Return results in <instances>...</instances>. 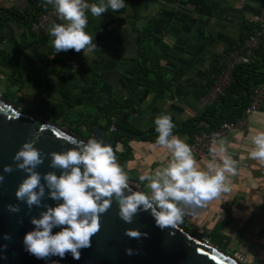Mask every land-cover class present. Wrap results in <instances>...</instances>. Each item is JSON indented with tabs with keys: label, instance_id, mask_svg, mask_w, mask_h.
<instances>
[{
	"label": "crops",
	"instance_id": "0c3cea01",
	"mask_svg": "<svg viewBox=\"0 0 264 264\" xmlns=\"http://www.w3.org/2000/svg\"><path fill=\"white\" fill-rule=\"evenodd\" d=\"M138 2L135 14L126 4L118 12L109 9L99 19L89 15L86 30L95 36L99 52L88 58L83 52L78 53L87 78L98 81L95 89L103 95H115L120 104L125 102L126 82L139 71L135 31L153 18L146 66L157 59L163 80L171 78L178 69L183 68V74L162 93L148 94L138 89L133 111H121L114 121L145 131L155 128L154 119L161 113L171 114L174 124L198 117L204 107L200 98L206 79L211 77L213 61L218 59V66L221 65V58L235 47L242 26L250 22L264 0ZM38 6L32 5V0H0V13L13 10L28 22L39 14ZM50 41L51 38L41 33H32L23 21L5 22L0 27V84L6 93H14L20 109H31L30 104L34 103V108L42 105L48 110L55 109L61 117L83 114L94 104L80 95L86 85L80 74L68 65L69 51L56 53ZM60 84L65 85L72 100L69 111L60 103ZM260 131H264V100L246 118L243 129L212 140L207 157L197 160L206 168L213 161L210 154L213 147L217 149L216 164L221 163L220 157L225 154L235 160L236 174L227 177L230 192L190 211L183 219L207 236L219 228L223 240L213 247L223 246V251L238 254L251 264H264V163L249 156L254 147L252 137ZM178 136L190 144L191 138ZM127 146L130 157L123 165L143 189L139 175L166 164L170 154L156 143L141 142L137 138L128 141ZM221 147L225 152H220Z\"/></svg>",
	"mask_w": 264,
	"mask_h": 264
},
{
	"label": "clouds",
	"instance_id": "9594fccd",
	"mask_svg": "<svg viewBox=\"0 0 264 264\" xmlns=\"http://www.w3.org/2000/svg\"><path fill=\"white\" fill-rule=\"evenodd\" d=\"M43 6L52 10L61 23L49 27L50 43L56 53L74 50L83 52L86 58L99 52L95 36L86 29L89 15L101 18L111 9L118 12L126 7L125 0H43ZM156 145L170 154L168 162L155 169L144 171L138 180L146 191H134L128 171L118 162L112 145L97 139L83 140L68 138L71 147L61 152H51L50 167L58 169L44 174L36 171L44 162V154L31 142H25L15 153L16 167L27 173L15 192L17 200L26 202L27 207H43L39 217H33L35 226L23 238L26 250L37 259L47 260L52 256L63 259L71 254L80 259L81 250L91 247L92 237L101 228L100 217L118 203L119 218L132 223L141 210L150 211L161 229L175 228L184 217L207 202L230 192L228 174H236V161L225 154L216 164L217 149H210L213 161L202 168L193 148L184 139L174 134L176 125L169 113H161L154 119ZM253 149L249 156L264 163V131L252 137ZM220 152H225L223 147ZM4 172L13 168L6 165ZM4 176L0 175V183ZM43 181V182H42ZM56 201L55 206L42 204L46 195ZM11 212H18L19 205H8ZM59 228L57 232L53 229ZM125 235L140 239L139 230L128 229ZM7 238V237H6ZM132 254L131 249H127ZM53 264H58L54 261Z\"/></svg>",
	"mask_w": 264,
	"mask_h": 264
},
{
	"label": "water",
	"instance_id": "95a60500",
	"mask_svg": "<svg viewBox=\"0 0 264 264\" xmlns=\"http://www.w3.org/2000/svg\"><path fill=\"white\" fill-rule=\"evenodd\" d=\"M113 129L106 140L99 126L91 128V136L113 146ZM76 140L66 127H58L41 122L36 127V120L30 115L17 112L13 105L0 97V264H239L221 250L209 246L204 240L193 237L179 224L177 227L161 229L155 223L150 211L141 210L134 216L132 223L119 218V207L116 201L100 217L101 228L91 239V247L81 250L80 259H73L69 253L63 259L52 256L47 260L37 259L30 254L23 243L25 234L34 229L33 217H39L43 207H27L26 202L17 200L15 192L27 173L16 167L15 153L25 142H33L44 154V162L36 171L44 174L58 169L50 167V153L65 151L74 147L68 138ZM140 136H136L138 139ZM6 165H11V173L4 172ZM43 182V181H42ZM134 190V189H133ZM46 195L42 204L55 206L57 203ZM135 191V190H134ZM8 205H19L18 212H11ZM128 229L139 230L140 239L125 235ZM53 229V232L59 231ZM7 237V238H6ZM132 250V254L126 252Z\"/></svg>",
	"mask_w": 264,
	"mask_h": 264
},
{
	"label": "trees",
	"instance_id": "16d2710c",
	"mask_svg": "<svg viewBox=\"0 0 264 264\" xmlns=\"http://www.w3.org/2000/svg\"><path fill=\"white\" fill-rule=\"evenodd\" d=\"M125 3L134 14L138 11V0H125ZM36 4L39 5L37 10L39 13L47 9H52L51 6L45 8L43 6V0H32V5ZM258 11L259 10H257L255 14H257ZM32 20L33 18L31 17L27 22V19L13 10H5L0 13V27L8 21H13L15 23L23 21L24 24L29 25ZM153 22L154 19L149 18L139 31H135L139 71L136 75L131 76L127 80L124 88L125 102L122 104L117 101L115 95H103L100 90L95 89L98 87V81H95L91 77L87 78L86 70L83 67L79 54L74 50H69L68 52L75 64V71L80 74L86 85L85 88L81 89L80 95L95 105V112L93 113L92 120L87 126L89 128L99 126L103 133L109 131V137L113 129L120 130L113 134V148L116 150L118 162L121 165L130 157V149L127 146L128 141L136 139V136H140L137 139L138 141L155 143L157 133L155 132V128H149L143 131L135 129L126 122L118 124L114 121L115 116L121 111L127 113L133 111V105L136 101L135 94L138 89L148 94L162 93L183 74V68L178 69L173 72L171 78L163 80L158 69L157 59H155L150 66H146ZM254 27L255 26L250 22L248 24L245 23L242 26V32L234 46L237 47L242 44L243 41L252 34ZM220 70L221 65L218 66V61L214 60L210 69L211 77L210 79H206L201 96H203L214 84ZM98 78L100 81L101 77ZM259 85L264 86V48L256 50L248 64L234 67L231 72L229 85L224 89L222 95L218 97L216 102L204 106L198 117L175 124L174 134L177 136L184 135L187 139H190L192 135L198 134L199 131L203 130L202 126L199 125L200 123L206 124L207 128L212 130L218 127L222 122H233L241 115L242 110L247 106L252 89ZM59 96L60 103L65 107L66 111H69L73 103L64 84H60ZM1 97L4 100V96L1 95ZM65 117L70 116L66 114L63 121ZM70 123L71 122L64 121L63 124L68 125ZM218 231L219 228H215L213 233L207 236L208 242H212L215 246L219 245L223 240Z\"/></svg>",
	"mask_w": 264,
	"mask_h": 264
},
{
	"label": "built area",
	"instance_id": "2783aa9c",
	"mask_svg": "<svg viewBox=\"0 0 264 264\" xmlns=\"http://www.w3.org/2000/svg\"><path fill=\"white\" fill-rule=\"evenodd\" d=\"M52 23H61L52 9H47L39 13L32 20L28 27L32 33H41L48 38L49 27ZM250 23L255 27L252 34L246 38L242 44L231 49L223 56L221 62V70L219 71L214 84L200 98L203 106H207L216 102L219 96L230 82L231 72L234 67L248 64L253 53L264 48V3L259 8L257 14H254ZM68 65L75 69V64L70 58ZM264 100V86L259 85L252 89L249 95V102L242 110L241 115L233 122H222L218 127L209 130L206 124L200 123L203 130L202 133L194 134L191 137L190 145L193 148L194 155L197 160H203L207 157L210 142L218 137L228 134L232 130H241L245 125L246 118L258 109L260 103ZM232 258L239 264L246 263L245 259L237 254H233Z\"/></svg>",
	"mask_w": 264,
	"mask_h": 264
},
{
	"label": "rangeland",
	"instance_id": "374dc122",
	"mask_svg": "<svg viewBox=\"0 0 264 264\" xmlns=\"http://www.w3.org/2000/svg\"><path fill=\"white\" fill-rule=\"evenodd\" d=\"M223 59V57L221 58ZM218 61V59H217ZM220 62V61H219ZM221 63V62H220ZM0 94L4 96V101L10 105H13L17 112H21L27 115H30L32 118H34L36 120V127L41 123V122H47L49 124L58 126V127H66L72 134L76 135L77 139H84V140H88L91 136V128L92 127H88L87 124L92 120L93 117V113L95 112V105L91 104L89 105V108L87 109L86 112H84L83 114H78L76 116L73 117H65L64 121L65 122H71L70 124L66 125L63 124V118L60 115H57V112L55 109L52 110H48L46 109L44 106H39V108H34L35 104H30L31 105V109H25L22 108L20 109L21 105L19 104V102L17 101V99L14 96V93H6L5 89H3V86L0 84ZM0 95V97H1ZM43 109V110H40ZM24 110V111H23ZM105 139L107 140L109 138V131L107 133L103 134ZM124 167V165H122ZM126 171H128L130 177H131V184L133 185V189L136 191H146V188H140V186L136 183H134L133 181V174L131 173V171L125 166L124 167ZM182 226V228L184 230H186L187 232H189L193 237L195 238H199L204 240L209 246L213 247V243L212 242H207V235L202 234L201 232H198L197 230H195L190 224H187L186 221L183 220V222L180 224ZM220 248H217L219 250H221L222 252H224L225 255L227 256H231L232 257V252L225 249L224 251L223 246H219ZM215 248V247H214ZM238 255V254H237ZM244 264H251V263H244Z\"/></svg>",
	"mask_w": 264,
	"mask_h": 264
}]
</instances>
